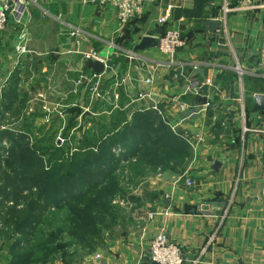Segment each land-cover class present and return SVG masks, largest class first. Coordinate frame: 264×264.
<instances>
[{"label": "crops", "instance_id": "crops-1", "mask_svg": "<svg viewBox=\"0 0 264 264\" xmlns=\"http://www.w3.org/2000/svg\"><path fill=\"white\" fill-rule=\"evenodd\" d=\"M238 4L232 0L231 6ZM220 6L221 0L145 1L121 21L112 0H28L21 23L10 21L0 31L3 91L16 73L27 103L38 86L43 100L51 96L63 107L87 109L94 132L135 122L137 132L148 130L157 141L169 132L182 144L171 145L162 165L144 160L134 168L136 156L121 161V185L129 181L132 188L118 196L122 203L115 201L112 231L66 264H156L147 250L159 232L180 245L184 264H264V114L253 109L254 95L264 93V10L234 9L226 28L205 32L203 21H215ZM164 13L161 28L180 31L185 45L172 55L156 46L132 55ZM90 49L104 59L100 97L91 96L88 85L73 92L79 74L92 71L83 57ZM194 67L203 73L192 75ZM125 74L129 79L115 86ZM195 82L196 90H185ZM115 147L117 156L127 149ZM186 179L194 186L186 187Z\"/></svg>", "mask_w": 264, "mask_h": 264}, {"label": "trees", "instance_id": "trees-1", "mask_svg": "<svg viewBox=\"0 0 264 264\" xmlns=\"http://www.w3.org/2000/svg\"><path fill=\"white\" fill-rule=\"evenodd\" d=\"M17 79L16 73H12V80L8 88L3 91L0 101L2 109L9 110L12 108L13 113H16L17 109L22 106L25 108L28 100V92L17 90ZM69 110L77 111L76 114L80 111L79 107L70 108ZM34 114L20 115L21 120L25 119L29 124L25 123L21 127L23 131L18 133L28 134L26 132H29L27 130L31 126L30 122ZM52 117L54 120L61 119L58 115H52ZM74 117L75 115L72 118ZM127 127L130 126L126 124L122 129H118L119 127L115 126L111 129H102L101 127L98 132L89 130L90 132H87L89 136L99 135V138L98 141L92 139L87 141L84 139L85 147H88L86 150L85 147L76 146L75 151L70 152L69 150L65 155L62 147H56L53 151L58 154V158L55 159L57 164H51L52 157H49L48 161H46V164L49 163V167H46L48 169L42 174L45 175V181L38 195L23 194L21 188L17 187L12 179L7 178L9 170L20 169L23 171L29 168L30 165L33 166L35 161H38L37 157L32 156V151L28 150V145H25L26 155H17L7 161L6 167L10 168L9 170L7 168L2 169L0 163V178H2L0 180H3L5 184L10 183L8 184L10 186L12 182L11 194L14 203L29 202L27 209L12 211V224L15 226L14 233L26 235L30 232L32 234L33 229L35 230L38 224L37 221L41 219V222H43V218L49 214L45 207L48 201L53 198V194L56 195L54 197L57 204H59L56 208V214L58 216L61 215L63 223L70 222L68 230L73 233L74 231L76 232V237L78 236L77 238H79L78 243H82L81 238L85 235L84 228L86 226L93 227L91 234L94 235V233H100V229L98 231L97 227L101 223L102 225L105 224L106 227L112 225L117 219L118 210V206L112 203V200L117 194L118 196H124L126 193V189L121 185V161L136 156L137 162L135 161L136 163L131 164L134 168L138 167L139 163L144 160L149 161L153 165H162L164 162L168 163L171 158L172 151L169 149L171 145H182L169 132H167L168 134H163L162 138L157 141L158 137H153L148 130L137 132V124L135 122L129 128V131H131L129 134L125 133L128 129ZM13 132H15L13 129L12 131L1 129L0 140L6 138L12 143ZM20 137L24 138L23 135ZM151 142L153 143L147 146ZM118 145L127 148L119 156L115 155L112 150L113 147ZM140 146L143 147L140 148ZM79 149L81 152L77 153ZM42 177L40 176L33 180L35 183H39ZM7 179L8 181H6ZM29 227L31 228L30 231H28ZM57 230L61 232L60 228ZM94 236L91 235L89 239L94 240ZM51 240L48 237V241ZM22 241L25 242V238L15 239L12 244V259L5 264H33L32 252L29 248L22 246ZM95 242L97 241L94 240L89 246L93 248ZM64 246L66 247L68 244ZM65 262L67 263V260Z\"/></svg>", "mask_w": 264, "mask_h": 264}, {"label": "rangeland", "instance_id": "rangeland-1", "mask_svg": "<svg viewBox=\"0 0 264 264\" xmlns=\"http://www.w3.org/2000/svg\"><path fill=\"white\" fill-rule=\"evenodd\" d=\"M32 90L33 94H31L32 96L29 103H27V106L25 108L22 106L17 109L16 113H13L12 108L4 110L0 106V130L8 129L9 131H12L13 129V131H15L13 132L12 143L6 138L0 140L1 168H7V161L11 157L13 159L17 155H26L25 145L29 146L28 150L32 151V156L38 158V161H35L33 166L30 165L29 168L23 171L20 169L10 171V168H7L9 170L7 178L9 177V179H12L16 186L21 188L23 194L26 195H38L43 188L45 175L42 174L48 169H46V167H49V163L46 164V161H48L49 157H52L51 164H57L55 159L58 158V154L56 151H53L56 147H62L64 154L66 155L69 150L70 152L75 151L76 146L85 147L86 144L84 139L87 141L89 139L98 141L99 138V135L89 136L87 134V132L89 130L91 131V128L95 125L94 121H90L89 117L85 116L88 112L87 109L80 107V111L76 114L77 111L69 109L78 106L69 105L63 107L61 102H57L55 99L51 98V96H48L44 100L43 97H39V95H37L38 86H35ZM2 93L3 86H0V95ZM87 108L89 109L90 105H88ZM28 113L35 114L31 118V126H29L27 130L29 132H26L28 134L24 135L18 132L23 131L21 127H23L25 123H28V121H25V119L21 120L20 115ZM52 115H58L61 119L54 120L52 119ZM73 115H75L74 118H72ZM21 135L24 136L23 139L20 137ZM86 148L88 147H85V150ZM114 150L117 151V148L115 147ZM80 152L79 149L77 153ZM121 175L122 171L120 177ZM40 176H43L41 181L35 183L33 179L39 178ZM0 181V264H5L12 259V244L17 238H25V242L27 243L22 241L21 244H23V247H27V249L29 248L31 250V257L34 261L33 264H54V262L60 264L64 262V264H66L65 260L69 263L73 257H75V260L77 261L85 252H89L93 249L89 246L91 245V242H94V240H101L104 236L105 230L112 231L113 229L111 225L106 227L105 224L102 225V223H99L100 225L97 227V230L99 231L100 229L101 235L100 233H94V235H96L94 236L91 234L93 227L90 228L89 226H86L84 228L85 235L81 238L82 243H78L79 238H77L78 236L76 237V232L74 231L73 233L71 230H68L70 222L67 221L66 223H63L61 215L58 216L56 214V208L59 204H57L56 198L54 197L56 195L53 194V198L51 197L52 199L48 201V204L45 207L49 214L43 218V222H41V219L37 221L38 224L35 227V230L33 229V233L31 234L29 232L26 235H23L22 233H14L15 226L12 224V211L27 209V204H29V202L19 204L14 203L11 194L12 182L10 186L8 185L10 183L5 184L3 180ZM6 181H8V179ZM122 186L124 189L132 188L129 181H123ZM126 193L123 197L126 196ZM121 198H119L117 194V196L114 197V202L119 201L122 203L123 199ZM114 204L118 205L116 202ZM58 228L61 229V232L57 230ZM30 230L31 228L29 227L28 231ZM91 235L94 236V240L89 239L91 238ZM48 237L52 239V242L48 241ZM30 243L32 244L30 245ZM66 244H68V246L65 247L64 245Z\"/></svg>", "mask_w": 264, "mask_h": 264}, {"label": "built area", "instance_id": "built-area-1", "mask_svg": "<svg viewBox=\"0 0 264 264\" xmlns=\"http://www.w3.org/2000/svg\"><path fill=\"white\" fill-rule=\"evenodd\" d=\"M116 3L118 9V17L121 21H125L127 17L133 14L135 11L139 10L142 4L146 1L153 0H112ZM232 0H221V6L218 15L215 17V21L218 22L219 26L226 28L228 13L232 12L237 8L248 10L263 8L264 10V0H238V5L231 6ZM28 6V0H0V31L4 30L6 25L12 21V23L20 24L23 16L26 13ZM168 13H164L158 18V25L163 27L167 21ZM72 34L77 33L76 29L71 31ZM185 45V40L176 29L169 27L162 28V32L158 34V41L156 44L157 49L167 55H172L175 50L179 47ZM133 55V54H132ZM83 57L86 60L95 59L104 61L100 57L99 53L93 49H90L88 52L83 53ZM259 57L262 64H264V35L261 39ZM104 63V62H103ZM236 71L239 75L242 74L243 70L240 65L236 64ZM100 73L91 71L90 73H80L79 76L74 81L73 92L77 90L82 85H88V93L93 97H100L102 95V90L100 88ZM129 79L127 74L119 76L116 78L114 85L119 86L126 82ZM146 82H151V78H146ZM197 83H191L190 86L185 88L186 91L196 90ZM40 97H43L41 93L38 94ZM115 98L118 97V93L114 94ZM143 97V94H140ZM208 103L202 104V107L199 110H204V107ZM243 109V106H242ZM176 131L175 127H172ZM186 187H193L194 183L190 179L185 180ZM261 192L264 194V165H263V174H262V186ZM151 216V214H149ZM213 240V236L208 238L210 243ZM147 254L149 259L156 264H184L183 251L179 244L171 240L163 232L157 233L150 241ZM197 259L192 261V264L197 263Z\"/></svg>", "mask_w": 264, "mask_h": 264}, {"label": "water", "instance_id": "water-1", "mask_svg": "<svg viewBox=\"0 0 264 264\" xmlns=\"http://www.w3.org/2000/svg\"><path fill=\"white\" fill-rule=\"evenodd\" d=\"M204 30L205 32H214L215 29L218 28V22L217 21H211V20H204ZM162 32V28L160 26H157L151 34L143 35L140 40L135 43L132 47V54H135L136 51H141L149 47H154L157 44L158 41V34ZM87 66L92 71H95L96 73H101L104 70V63L100 60L95 59H89L87 60ZM203 68L200 67H194L192 70V75L194 74H202ZM253 109L255 111H261L264 114V93H257L254 95V106ZM218 166H220V163L218 161L213 162V169H217ZM165 204H168V201H164ZM154 263V262H153Z\"/></svg>", "mask_w": 264, "mask_h": 264}]
</instances>
